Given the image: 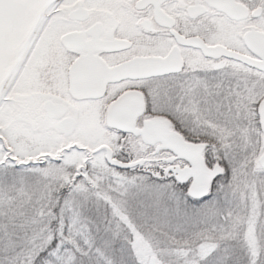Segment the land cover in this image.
<instances>
[{"label": "snow or ice", "instance_id": "obj_1", "mask_svg": "<svg viewBox=\"0 0 264 264\" xmlns=\"http://www.w3.org/2000/svg\"><path fill=\"white\" fill-rule=\"evenodd\" d=\"M0 264H264V0H0Z\"/></svg>", "mask_w": 264, "mask_h": 264}]
</instances>
